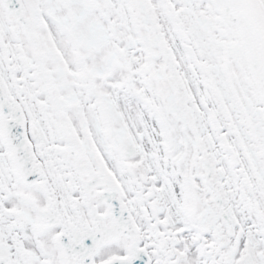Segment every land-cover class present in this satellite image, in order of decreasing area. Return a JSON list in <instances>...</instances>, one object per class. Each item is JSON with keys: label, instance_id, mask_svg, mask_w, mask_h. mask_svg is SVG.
Listing matches in <instances>:
<instances>
[{"label": "snow or ice", "instance_id": "6c2138e0", "mask_svg": "<svg viewBox=\"0 0 264 264\" xmlns=\"http://www.w3.org/2000/svg\"><path fill=\"white\" fill-rule=\"evenodd\" d=\"M0 264H264V0H0Z\"/></svg>", "mask_w": 264, "mask_h": 264}]
</instances>
